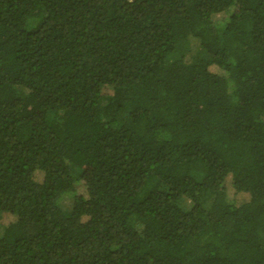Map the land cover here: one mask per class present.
Returning <instances> with one entry per match:
<instances>
[{
  "label": "trees",
  "instance_id": "1",
  "mask_svg": "<svg viewBox=\"0 0 264 264\" xmlns=\"http://www.w3.org/2000/svg\"><path fill=\"white\" fill-rule=\"evenodd\" d=\"M0 226V264H264V0H0Z\"/></svg>",
  "mask_w": 264,
  "mask_h": 264
},
{
  "label": "rangeland",
  "instance_id": "2",
  "mask_svg": "<svg viewBox=\"0 0 264 264\" xmlns=\"http://www.w3.org/2000/svg\"><path fill=\"white\" fill-rule=\"evenodd\" d=\"M224 14H217L212 17V21L214 23H219L224 19ZM60 206L63 210L66 212H69L73 206V197L71 195H66L63 197V199L60 202ZM2 226H0V236L2 235Z\"/></svg>",
  "mask_w": 264,
  "mask_h": 264
}]
</instances>
